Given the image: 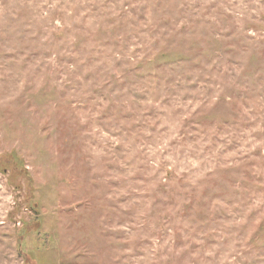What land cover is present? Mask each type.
<instances>
[{"label": "rangeland", "instance_id": "rangeland-1", "mask_svg": "<svg viewBox=\"0 0 264 264\" xmlns=\"http://www.w3.org/2000/svg\"><path fill=\"white\" fill-rule=\"evenodd\" d=\"M0 264H264V0H0Z\"/></svg>", "mask_w": 264, "mask_h": 264}]
</instances>
